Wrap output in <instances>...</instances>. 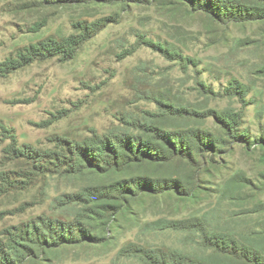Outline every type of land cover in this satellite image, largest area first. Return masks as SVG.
I'll return each instance as SVG.
<instances>
[{
  "label": "rangeland",
  "instance_id": "374dc122",
  "mask_svg": "<svg viewBox=\"0 0 264 264\" xmlns=\"http://www.w3.org/2000/svg\"><path fill=\"white\" fill-rule=\"evenodd\" d=\"M85 1L0 0V64L38 55L0 77V264L208 257L203 230L264 253V18L224 22L182 0ZM152 124L211 132L218 148L123 173L77 158ZM144 175L190 191L109 196Z\"/></svg>",
  "mask_w": 264,
  "mask_h": 264
},
{
  "label": "trees",
  "instance_id": "16d2710c",
  "mask_svg": "<svg viewBox=\"0 0 264 264\" xmlns=\"http://www.w3.org/2000/svg\"><path fill=\"white\" fill-rule=\"evenodd\" d=\"M51 1L43 0L44 3ZM91 1L101 5L111 3L114 0ZM182 1L189 4L195 11L203 12L213 19L224 22L248 20L257 15L264 18V0ZM62 48L63 46L54 44L49 50H55L59 54ZM44 51L51 53L45 49ZM37 56L35 51L30 48L26 55L18 54L16 59L10 58L6 60L0 64V77L24 68L32 60H36ZM215 117L229 137L237 136V121L234 117L226 113H217ZM174 128L177 130H166L156 124H152L142 130L139 135H111V137H106L103 140L100 139L101 141L95 144V148L89 145L79 146L76 155L82 166L104 174L112 171L114 173H123L134 166L142 167L146 164H168L175 157L193 158L195 153L199 154L204 148H218L215 137L211 132L197 129L185 130L180 126H175ZM125 183L119 182L115 186L111 185L109 187L111 192L109 196L118 199L116 194L121 192H131L137 195L139 192L147 191L156 194L171 188H175L183 194L190 191L189 187H187L189 184L173 177L155 179L144 175ZM200 235L202 249L205 252H210L208 257H194L180 251L153 252L147 250L141 260L143 264H264V253L260 249L255 248L251 244L237 241L234 235L215 234L207 230H203ZM83 237L91 238L87 234H83Z\"/></svg>",
  "mask_w": 264,
  "mask_h": 264
}]
</instances>
